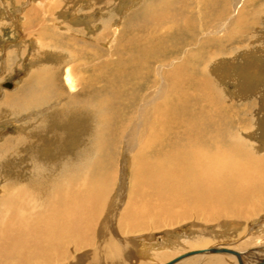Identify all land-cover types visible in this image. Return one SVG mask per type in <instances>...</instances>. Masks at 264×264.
<instances>
[{"label":"bare ground","instance_id":"1","mask_svg":"<svg viewBox=\"0 0 264 264\" xmlns=\"http://www.w3.org/2000/svg\"><path fill=\"white\" fill-rule=\"evenodd\" d=\"M216 2L221 5L220 0H212L207 10L212 14L203 17L198 25L187 20L190 17L186 18L184 11L188 10V4L180 0H152L131 14L128 22H135L130 27L131 35L128 32L131 38L120 46L127 61L136 67V86L145 89L154 84L150 71L155 65L153 72H157L158 84L166 77L169 90L166 92L164 85L156 87L154 93H139L136 115L129 126L125 127L128 122L124 124L120 163L108 160L115 159L117 150L113 156L109 155L107 141L101 148L93 149L94 140L87 139L89 151L84 147L77 150L82 138L76 134L53 135L51 146L52 141L57 146L51 147V157L43 159L39 136L35 139H28L30 135L25 139L19 136L0 145V182L4 180L0 190V264H147L142 258L147 254L148 260L163 264H182L188 260L207 264H264V228L238 244L233 242V248L207 246L182 252L199 241L209 244L208 237L215 236L207 231L210 228L215 230L216 237L217 233L222 234L218 239L237 240L241 224L258 213L264 201V156L247 149L239 132H232L230 108L227 111L220 106L219 91L212 78L197 80L194 73L206 69L210 59L215 58L212 46L219 44L220 49L215 51L221 54L226 51L221 48L225 40L230 43L236 39L237 28L243 34L251 26L243 19L246 15L243 10L237 13L245 0H234L233 15L229 16H225L227 0L217 10ZM199 28L209 35L225 34V39L207 37L194 51L188 50ZM229 30L232 31L226 35ZM79 50L73 53L76 59L82 57L83 48ZM179 50L182 54L177 56ZM67 68L65 82L68 89L75 90L78 83L73 67ZM143 73L151 76V80L144 82ZM32 77V84H27L24 92L14 94L15 108L22 104L26 111L50 98L48 81L40 85L43 76L42 80ZM155 84L158 85L157 81ZM38 86L46 92L38 90ZM189 91H193L194 106L189 98L181 99ZM83 104L93 108L101 121L96 126H104L109 136L110 122L102 114L106 102L101 98ZM87 113L89 116L91 112ZM65 118L54 117L52 121L64 124ZM118 167L121 176L117 175ZM22 171H26L23 176ZM127 171L131 172L129 180L125 179ZM9 173L14 176L7 178ZM115 180L119 183L113 187ZM181 222L193 237L183 238L180 243L165 236L169 241L166 250H138V240L146 243L165 229L176 231L175 225ZM138 232L146 234L133 236ZM78 250L81 253L76 255ZM200 250L201 253L180 257Z\"/></svg>","mask_w":264,"mask_h":264},{"label":"rangeland","instance_id":"2","mask_svg":"<svg viewBox=\"0 0 264 264\" xmlns=\"http://www.w3.org/2000/svg\"><path fill=\"white\" fill-rule=\"evenodd\" d=\"M180 1H186L188 4V10L184 11L186 18L190 17L187 20H193L197 25L202 22L203 17L212 14L207 12V10H210L209 4L212 3V0ZM220 1L221 5L217 2V5L215 4L216 10L223 4V0ZM233 1L227 0L228 5L225 8V16L233 15ZM145 3H152V0H0V145L6 140H16L19 136L24 137V139L27 135H30L28 139H35L36 136H39L38 144L40 155L43 159V157H51V147L57 146L54 141H52L53 146H51L50 140L53 139V135L71 137L72 134H76V136L82 138V140H78L77 144L79 146L77 150L84 147L89 151L88 146L90 143L87 142V139L94 140L93 149L101 148L103 143L107 141L110 146L109 155L112 154L111 156H113V152L117 150V155L114 156L115 159L108 158V160L114 163L118 160L120 163L121 155L119 152L121 146L119 147V145L122 142L123 134L126 132L125 127L128 124L130 125L136 115L137 102L140 98L139 93L142 91H152L154 93L156 87L161 86L163 88L164 85L166 92L169 90L166 77H164V81L160 79L162 83L158 84L157 72H153L155 65L152 66L150 71L154 84L145 89H141L138 85L136 86L137 82L134 76L136 75L134 73L136 67L134 68L133 63L129 59L127 61V57L121 52L120 45L127 38L130 40L132 32L130 27L135 23H129L128 20L131 19V14L144 6ZM211 6L214 7L213 5ZM147 8L151 11L150 7ZM241 10L246 14L244 17L242 16L243 19L246 18L245 21L249 24L251 23V26H248L250 28L245 29L243 34L240 32L242 31L241 28H237L239 31L235 34L236 39L231 40L230 43L227 40H225L226 42L223 41L225 44L221 48H226V51H222L221 54L215 51L220 49L219 44L212 46L210 49L215 52L212 56L215 58L213 60L210 59L209 63L211 65L209 64L206 69H200L199 72L196 71L194 73L197 80L202 81L203 78H212L219 91V95H216L219 98L220 106L227 111L230 108L229 115L231 114L230 116H232L230 128H232V132H239L241 139L246 144V148L254 151V154L256 153L263 157L264 0H247V2L245 0L237 13ZM255 20L260 21L252 25V23L256 22ZM138 21L141 22V18ZM231 31H227L226 35ZM206 32L205 29L199 28L194 42L190 43L187 49L194 51L198 44L207 40V37H215L214 39L218 38L217 40H221L223 37V40L225 39V34L214 36ZM116 38L117 40H115ZM82 48V57L76 59L73 56L74 51H80L79 49ZM183 48L185 49L184 46ZM181 54L182 51L179 50L176 55L180 56ZM199 57L203 59L202 56ZM69 66L73 67L75 81L78 83H76L77 88L75 90L68 89L70 87L65 82V71ZM194 73L193 75L195 76ZM32 76H36L38 79L43 76L44 82L41 79L40 85H44L45 80L48 81L51 86L50 96L48 95L50 98H47L46 102H42L41 106H31L26 111L22 108L20 102L18 103L20 106L15 108L17 101L15 98V102L12 101L14 94L19 91L21 93L24 92L27 84H32ZM151 76L143 73L142 80L148 82L151 80ZM156 81L158 85L155 84ZM6 85H10V87L7 88L5 87ZM192 86L195 87L194 85ZM38 87V90H40V86ZM41 89L45 91V88L41 87ZM192 93L193 91H189L183 94L181 99L183 97L189 98L190 105L194 106L196 102L191 97ZM216 95L214 93V96ZM101 98L106 102L102 114H105L108 123L110 122L109 129L111 131H109V136L106 135L104 126H96V124L100 125L101 121L93 113V108L89 109L83 104L84 102L87 104L93 103L96 99L100 100ZM161 100L164 99L162 98ZM7 102H10V104ZM119 102L122 105H118L117 103ZM11 103L14 104L12 105ZM38 103L40 104V102ZM87 111L91 112L89 116ZM54 117H66L65 123L61 124L60 121L53 122L52 119ZM126 122L128 123L124 127ZM224 127H228V125L222 128ZM39 128L41 131L38 130ZM36 131L41 134H34ZM119 132L120 136L117 138ZM101 136L103 137L101 138ZM28 151H25V153ZM46 152L49 154L46 155ZM26 161H29L28 158ZM26 171H22L21 175L23 176ZM117 173V175H122L119 167ZM9 174L7 178L14 176V173H11L12 175ZM130 177L131 172L127 171L125 179L129 180ZM114 182V185L112 184L113 187L119 183L117 180ZM3 183L4 180L0 182V190L4 186ZM41 183H43V174ZM262 203V209L241 224L242 227L239 230L241 236L237 240L232 241L234 240L232 238L228 240V237L227 240L226 238L218 239V235L221 236L222 234L217 233L216 237L215 230L210 228L207 231L215 236L208 237L209 244L205 245L203 243L206 242L200 243L199 241L193 247L186 248L182 252L207 246L233 248L235 243L238 244L240 241L251 237L258 229L264 228V201ZM165 230L154 235L152 241L148 240L145 243V240H138V250L141 248H143L144 252L148 250L153 252L166 250L168 248L167 242L169 241L165 236H168L170 241L178 240L181 241L180 243L185 240L183 238L193 237L190 235L189 228L182 222L175 225L176 231L172 229ZM167 231H171V234L168 235ZM141 233H134L133 236H143L145 232ZM231 241L232 243H230ZM143 243H145V247ZM75 253L78 255L81 252L78 250ZM148 255L142 257L147 261V264H163V262L154 261L152 258L148 260ZM188 261L182 264H207L204 261L201 263ZM226 264H229V262Z\"/></svg>","mask_w":264,"mask_h":264},{"label":"water","instance_id":"3","mask_svg":"<svg viewBox=\"0 0 264 264\" xmlns=\"http://www.w3.org/2000/svg\"><path fill=\"white\" fill-rule=\"evenodd\" d=\"M5 87L9 88L10 85H6ZM201 252H202L201 250L200 251H192V252L186 253V254H184V255H182L180 257L183 258V257L191 256V255H194V254H198V253H201Z\"/></svg>","mask_w":264,"mask_h":264}]
</instances>
